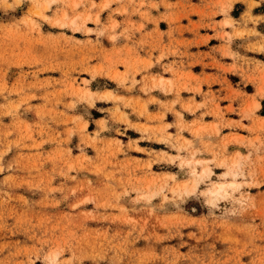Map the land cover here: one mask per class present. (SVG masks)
Wrapping results in <instances>:
<instances>
[{"label": "rangeland", "instance_id": "1", "mask_svg": "<svg viewBox=\"0 0 264 264\" xmlns=\"http://www.w3.org/2000/svg\"><path fill=\"white\" fill-rule=\"evenodd\" d=\"M196 1L0 0V264H264V153L181 133L206 132L181 47L260 34L258 3Z\"/></svg>", "mask_w": 264, "mask_h": 264}, {"label": "crops", "instance_id": "2", "mask_svg": "<svg viewBox=\"0 0 264 264\" xmlns=\"http://www.w3.org/2000/svg\"><path fill=\"white\" fill-rule=\"evenodd\" d=\"M255 1L258 4L253 8V15L260 18L256 25L260 34L245 37L244 40L234 37L232 43H223L215 36L213 29L203 27L200 30L201 34L211 36L208 43H185L187 46L181 47L189 53L188 57L184 58V62L185 65L191 62V65H186V68L199 75L203 87L202 94L189 92L184 94L187 99L191 98L190 102L193 106L198 102H201L202 106L194 112L184 111L183 118L189 123L196 120L192 127L201 123L206 129V132L200 136L193 135L189 129H184L181 133L192 139L195 147L203 149L202 156L207 159L212 156L206 144L215 151H223L226 147L229 153L240 152L242 155L250 153L252 158L264 153V94L259 91L264 88V50L256 49L264 43V0ZM196 3L204 4V0H197ZM240 3L239 0L234 1L229 10L230 16L237 20L246 9V4ZM193 19L196 20L195 17ZM223 19L224 16L219 11L215 15V20L221 22ZM248 26L252 27V24ZM217 29L219 32L224 30L233 32L230 25L222 28L218 23ZM184 36L190 39L193 34L186 32ZM248 41L255 42L251 43L255 44L252 45L255 49L245 47L249 44ZM229 52H234V55ZM255 100L259 102V107L254 111L253 116H243L240 109ZM216 105L219 106L223 116L217 117L209 112L214 110ZM231 106L234 110L228 111ZM176 117L167 112V122L173 134L179 129ZM240 136L244 139L242 144L232 139L241 140ZM217 170L222 168L218 167Z\"/></svg>", "mask_w": 264, "mask_h": 264}, {"label": "bare ground", "instance_id": "3", "mask_svg": "<svg viewBox=\"0 0 264 264\" xmlns=\"http://www.w3.org/2000/svg\"><path fill=\"white\" fill-rule=\"evenodd\" d=\"M224 188V185L223 184H221V185H219V187L218 188H216L214 191H211L214 195H218L219 193L221 194V190Z\"/></svg>", "mask_w": 264, "mask_h": 264}]
</instances>
